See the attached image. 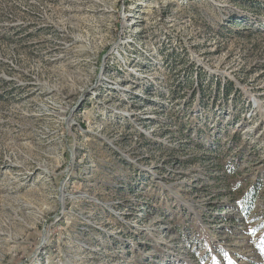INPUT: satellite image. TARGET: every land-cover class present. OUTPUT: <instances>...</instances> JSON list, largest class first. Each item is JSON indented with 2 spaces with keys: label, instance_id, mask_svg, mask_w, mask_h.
<instances>
[{
  "label": "rangeland",
  "instance_id": "obj_1",
  "mask_svg": "<svg viewBox=\"0 0 264 264\" xmlns=\"http://www.w3.org/2000/svg\"><path fill=\"white\" fill-rule=\"evenodd\" d=\"M262 225L264 0H0V264H264Z\"/></svg>",
  "mask_w": 264,
  "mask_h": 264
},
{
  "label": "snow or ice",
  "instance_id": "obj_2",
  "mask_svg": "<svg viewBox=\"0 0 264 264\" xmlns=\"http://www.w3.org/2000/svg\"><path fill=\"white\" fill-rule=\"evenodd\" d=\"M262 227H264V225H262ZM253 231H255V230H253Z\"/></svg>",
  "mask_w": 264,
  "mask_h": 264
}]
</instances>
